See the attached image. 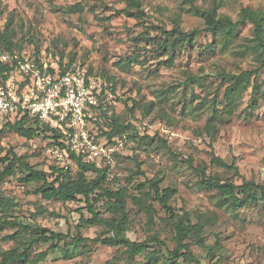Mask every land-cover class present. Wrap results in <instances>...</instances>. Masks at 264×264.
I'll use <instances>...</instances> for the list:
<instances>
[{
  "label": "rangeland",
  "instance_id": "1",
  "mask_svg": "<svg viewBox=\"0 0 264 264\" xmlns=\"http://www.w3.org/2000/svg\"><path fill=\"white\" fill-rule=\"evenodd\" d=\"M138 3L168 30L177 24L184 33L199 30L191 41L176 46L169 66L165 63L169 53L158 46L162 36L143 19L117 13L121 8L134 11L127 0H0V33L8 25L5 36L12 42V51L7 52L6 42L0 38V57L29 56L49 68L61 63L66 69H86L99 85L100 107L93 112L90 136L108 149L109 155L99 162L107 167L105 185L113 191L125 189V233L129 238L141 241L153 236L164 242V246L148 247L134 257L121 245H76L68 239L60 248L48 250L49 243H37L29 251L30 259L42 251L47 253L28 264H150L147 254L152 250L156 264H194L189 258L168 255L175 246L174 218L160 207L148 180H159L161 189H176L169 204L176 213L187 212L193 229L185 242L199 264H264L262 202L237 208L231 199H222L214 189L201 186L195 170L204 167L206 175L236 184L243 180L264 183V70L249 85L244 76L240 83L229 86L234 76L260 66L263 55L254 47L253 25L239 24L227 39L222 33L213 37L203 30L204 20L182 0ZM196 3L208 7L211 0ZM243 7L264 16V0H225L218 12L236 20ZM126 60L135 61L126 66ZM220 74L226 76L221 85ZM252 85L258 91L253 95ZM214 109L217 115L209 123ZM114 124L131 126L108 137L105 131ZM10 147L23 160L45 170L49 180L55 177L53 166L63 175L77 177L75 158L49 138L26 139L4 129L0 155ZM212 155L234 165L212 164ZM87 177L93 174L87 173ZM23 178L18 168L0 181V219L57 232L69 229L74 235L76 210L83 203L44 199L34 193L42 182L26 183ZM105 216L117 223L122 213ZM13 232L12 228L0 231V250L14 248L31 237L30 231L21 230L13 240L2 239ZM80 232L88 238L113 234L102 225H85Z\"/></svg>",
  "mask_w": 264,
  "mask_h": 264
},
{
  "label": "trees",
  "instance_id": "2",
  "mask_svg": "<svg viewBox=\"0 0 264 264\" xmlns=\"http://www.w3.org/2000/svg\"><path fill=\"white\" fill-rule=\"evenodd\" d=\"M187 3L192 9L194 14L199 15L204 20L203 30L209 32L213 37L219 34H224L225 39L233 36L236 33L237 27L241 23L251 22L253 25V39L254 47L259 53L263 55L260 59V66L252 71H244L233 77V82L229 85L233 87L241 82L244 76H247V84L249 85L251 78L253 81L258 76L260 70H264V16L258 12L250 9L249 7H243L237 14V19L232 20L229 16L220 14L218 9L224 4L225 0H211V5L208 7H201L196 3V0H182ZM128 5L134 9L129 8L117 9V13H123L126 16H133L138 19H143L144 22L149 23L147 26L150 30L158 33L162 36V42L159 46L160 50L167 51L169 56L165 61L166 65H170L173 62V55L176 50V46L185 44L192 40L195 33H199L198 29H194L189 33H184L178 28V24L168 30L163 24L151 19L143 9L139 7L138 0H127ZM0 33V38L5 40V50L7 52L12 51V42L7 39L5 33ZM171 36H174L170 43H168ZM135 60H126L123 65L129 66ZM72 60H69L71 63ZM59 66V65H58ZM61 71H65V67L59 66ZM9 70V66L0 62V78L5 77V73ZM219 83L225 81V74L219 75ZM196 79V77H194ZM198 79V78H197ZM264 82V78H263ZM219 87V86H218ZM258 92L256 87L252 85V95ZM162 95L165 92H160ZM136 105V104H135ZM217 115L216 109L213 110L210 122L215 119ZM131 125L114 124L109 131H105L108 137L120 133L125 129H128ZM209 126V124H208ZM93 128V126H92ZM91 128V130H92ZM4 129L15 132L21 137L31 139L34 136H42L49 138L55 145L63 147V143L59 140V134L56 131L48 127L46 124L39 122L36 119L27 118L22 116L17 118H6L4 122L0 124V134ZM143 139V138H141ZM153 139V137H151ZM159 142L165 144V142L158 138ZM71 155L77 161L78 173L76 178H72L69 173L62 174V170L58 167H52V172L55 177L51 180L47 179L46 172L42 168H38L35 164H30L28 161L23 160L18 156L13 148H9L7 153L0 155V181L5 177L14 173L15 169H21L26 183L42 182L35 194H40L44 199H55L63 203L80 201L83 206L79 207L76 211L79 213L78 219L75 222L76 233L71 235L69 229L67 232H57L50 228L38 225L22 224L17 220H12L6 217L0 219V231L5 228H12L13 233L3 236V240H13L17 236V233L21 230H28L31 232V237L20 242L18 246L10 249L0 250V264H28L36 263L43 259L47 250L40 252L36 257H29V251L37 243H49L48 250L60 248V243L71 239L72 242L82 244L84 242L101 243L110 246H124L130 257L139 255L147 250L148 247H161L164 246V242L158 238L149 236L141 241L132 240L125 233V218L124 212V195L125 189L120 188L116 191L109 189L105 183L108 179L107 167L102 166L100 163L87 162L81 159L74 153ZM211 163L223 167H231L234 164H227L223 159L217 155H212ZM190 164V161H187ZM139 169V165L137 166ZM196 172L199 175V182L201 186L214 189L222 199L229 198L233 206L240 208L248 204H255L261 201L264 205V183H257L253 180H243L240 184H236L233 181L221 180L215 176L206 175L204 167H195ZM87 173H92L93 177L88 178ZM149 188L154 192V197L160 207L166 214L174 218V242L175 246L172 250H168V255L171 257H181L183 260L194 261V264H199L198 260L192 254L188 244L185 240L190 235L193 226L189 223L187 212L176 213L169 204V200L176 193L174 187H166L161 189L159 187V180H148L146 182ZM141 184V187H144ZM85 210L86 215L81 210ZM115 212L122 213V216L116 223L115 218L107 217L105 214H111ZM54 213V212H53ZM52 213V215H54ZM85 225H102L107 227V231H111L113 234L110 236H98L94 238H88L82 236L80 230ZM152 250L147 254V259L150 264L157 263V256ZM108 264V263H104Z\"/></svg>",
  "mask_w": 264,
  "mask_h": 264
},
{
  "label": "built area",
  "instance_id": "3",
  "mask_svg": "<svg viewBox=\"0 0 264 264\" xmlns=\"http://www.w3.org/2000/svg\"><path fill=\"white\" fill-rule=\"evenodd\" d=\"M0 62L9 66L0 78V124L26 116L56 131L66 155L74 153L97 164L109 155L90 136L101 92L89 71L76 67L61 71L58 65L49 68L29 56L3 54Z\"/></svg>",
  "mask_w": 264,
  "mask_h": 264
}]
</instances>
